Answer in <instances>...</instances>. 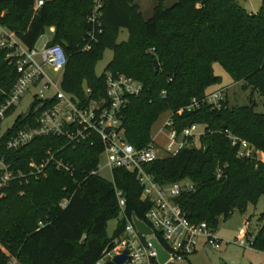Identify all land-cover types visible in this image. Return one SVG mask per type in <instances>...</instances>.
<instances>
[{
    "label": "trees",
    "instance_id": "16d2710c",
    "mask_svg": "<svg viewBox=\"0 0 264 264\" xmlns=\"http://www.w3.org/2000/svg\"><path fill=\"white\" fill-rule=\"evenodd\" d=\"M95 3L49 0L35 11V0H0L4 12L0 21L29 48L55 27L50 43L63 46L68 56L61 85L69 93L83 97L90 88L93 97L104 95L107 72L142 82V93L131 97L122 110L126 140L137 149L152 142V127L167 111L173 112L170 128L179 134L193 124L205 125L200 146L189 139L176 155L145 164L162 186L182 180L194 184V190H184L176 199L191 222L206 221L216 229L221 218L256 205L264 197V161L256 151L264 152V113L256 111V103L231 106L226 99L221 109L202 103L191 112L179 110L194 98L201 100L221 89H214L221 83L216 63L234 82L264 97V6L250 13L237 0H175L169 7L158 0L153 14L145 18L137 0H101L93 22ZM123 28L129 38L119 42ZM106 49L114 57L106 72L97 75ZM8 54V49H0V107L18 78ZM34 119L32 112L19 116L0 138V155L13 169L29 173L33 161L39 163L52 154L69 164L72 172L50 164L46 175L13 181L0 190V264L9 255L20 264H97L128 219L149 223L152 202L142 198L143 186L126 168H115L111 182L91 174L101 161L99 139L73 145L64 137L45 136L18 150L8 149L10 136L34 125ZM227 131L256 148L253 156L240 157ZM117 190L126 199L125 215ZM65 199L68 203L62 207ZM120 215L114 235L107 236L108 223ZM260 221L251 246L264 252V212ZM247 235L252 237L251 232Z\"/></svg>",
    "mask_w": 264,
    "mask_h": 264
},
{
    "label": "built area",
    "instance_id": "2783aa9c",
    "mask_svg": "<svg viewBox=\"0 0 264 264\" xmlns=\"http://www.w3.org/2000/svg\"><path fill=\"white\" fill-rule=\"evenodd\" d=\"M49 0H35L34 10H39ZM94 14L91 17L96 22L101 0H95ZM4 12H0V18ZM0 21V27H2ZM90 36L95 38V33ZM43 44L38 42L34 47H27L18 38L14 31L3 33L0 37V49H8V59L16 65L18 78L12 91L7 94L5 102L0 107V118H4L7 112L16 107L23 96L35 89L31 112L33 113L34 125L10 136L7 148L18 150L37 138L45 136L64 137L69 144H77L83 141L99 139L102 143L103 155L107 157L106 165L112 169L123 167L134 172L143 186L142 198L152 202L147 213L149 225L154 229V235H142L136 228L133 217L127 220L124 231L115 237L103 250L97 264L114 262L116 256L128 252V260L125 264H161L158 260V252L152 238L157 239L169 258L164 264L180 262L189 259L199 246L203 244L213 249H220L223 241L216 235L215 228L208 222H191L186 216L176 199L184 190H194V184L187 180L177 181L162 186L154 177L145 170V164L162 157L155 140L143 149H137L129 143L125 137V128L122 110L133 96L142 93L144 85L139 80L125 74L106 73V91L99 97L92 96V90L86 88L85 95L79 97L62 88L61 81L64 70L68 64V56L60 44H51L52 37L47 33L42 36ZM41 37V38H42ZM40 40V39H39ZM48 67L60 74V78L53 79L48 73ZM165 93V92H164ZM227 88L213 91L205 98H194L190 104L183 107L179 112L188 111L200 107L202 103L211 105L214 109H221L226 100ZM31 112L29 114H31ZM28 114V115H29ZM173 112L165 126L169 128L167 137L169 145L164 151L165 155H176L192 139L195 144L197 138L205 132V125L193 124L183 130L181 134L170 128L173 124ZM228 133L234 146L238 147L240 157H251L255 150L246 140ZM54 164L57 169L72 172L69 164L55 155H49L41 162L33 161L29 173L20 169H13L7 159L0 155V190L9 186L13 181H23L29 176L39 177L46 175L47 168ZM221 173V169L219 171ZM91 174L99 175L98 167ZM119 204L124 213L126 199L122 191L117 190ZM68 199L61 202L65 207ZM41 224V222H40ZM248 226L241 228L236 243L246 245ZM161 240L158 238V234ZM251 245V241H250ZM3 264H20L17 257L9 255V259Z\"/></svg>",
    "mask_w": 264,
    "mask_h": 264
},
{
    "label": "rangeland",
    "instance_id": "374dc122",
    "mask_svg": "<svg viewBox=\"0 0 264 264\" xmlns=\"http://www.w3.org/2000/svg\"><path fill=\"white\" fill-rule=\"evenodd\" d=\"M242 4L250 13H258L264 6V0H237ZM141 7V11L145 18H149L153 14L155 5L158 0H137ZM175 0H165V6L169 7ZM47 30V34L51 37L50 30L55 31V27ZM11 30L5 26L0 27V37L3 33H10ZM129 38V31L125 28L119 32L118 41L122 42ZM43 37L40 38L38 44H43ZM114 57V53L111 49H106L103 53L102 59L98 62L96 67L97 75H102L106 72L108 64ZM48 73L53 79L60 78V74L53 71L51 67H48ZM215 73L221 77V83L216 85V88H227L226 99L231 106L244 105L249 103H256V111L264 113V97H261L258 93H253L250 89H244L243 83L234 82L231 75L222 67L221 64L216 63L214 65ZM35 89L27 92L20 103L10 110V112L3 118L0 123V138L11 129L19 116L27 115L31 112L33 105V94ZM171 117V111L163 113L156 123L152 127V138L155 140L157 147L160 149L162 156L164 151L169 145L170 140L167 137L169 128L165 126L167 120ZM196 145L200 146V140L197 138ZM256 149V148H255ZM254 149V150H255ZM259 159L264 161V152L256 149ZM107 157L102 156L98 165L99 175L108 180L113 181V171L107 165ZM220 168H217V172ZM264 212V197H260L256 205L249 204L245 212H241L238 209L235 210L229 218L224 220L220 219L219 225L215 229L216 235L222 239L223 244L220 249H213L208 245L199 246L198 250L189 256V259L180 262V264H264V252L257 250L250 245L253 236L257 235L261 228L260 217ZM121 215L116 217L108 223L107 236L112 237L118 228ZM248 226V232H251L252 237L247 241L246 245L236 243L241 228ZM204 243V241H202Z\"/></svg>",
    "mask_w": 264,
    "mask_h": 264
},
{
    "label": "water",
    "instance_id": "95a60500",
    "mask_svg": "<svg viewBox=\"0 0 264 264\" xmlns=\"http://www.w3.org/2000/svg\"><path fill=\"white\" fill-rule=\"evenodd\" d=\"M154 63H155L156 69H158L159 61L156 59ZM133 221L140 234L142 235H154L155 234L154 229L147 222L142 221L138 219L137 217H133ZM86 238H87V235H85L84 238L82 239V244L86 242ZM151 240L155 248L157 249L159 262L161 264H164L169 258L168 253L164 250V248L157 241V239L152 238ZM127 260H128V252L126 251L123 255L116 256L114 259V262L116 264H125ZM169 264H176V263L171 262Z\"/></svg>",
    "mask_w": 264,
    "mask_h": 264
},
{
    "label": "crops",
    "instance_id": "0c3cea01",
    "mask_svg": "<svg viewBox=\"0 0 264 264\" xmlns=\"http://www.w3.org/2000/svg\"><path fill=\"white\" fill-rule=\"evenodd\" d=\"M51 29H52V28H51ZM52 30H53V29H52ZM52 30H50V31H51V33H52V36H53V31H52ZM202 246H205V244H203V243H202Z\"/></svg>",
    "mask_w": 264,
    "mask_h": 264
}]
</instances>
